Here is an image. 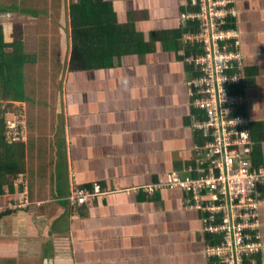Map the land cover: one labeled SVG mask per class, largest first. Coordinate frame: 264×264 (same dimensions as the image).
Listing matches in <instances>:
<instances>
[{"label":"crops","instance_id":"crops-1","mask_svg":"<svg viewBox=\"0 0 264 264\" xmlns=\"http://www.w3.org/2000/svg\"><path fill=\"white\" fill-rule=\"evenodd\" d=\"M66 5L58 11L62 19ZM112 6L142 45L125 38L108 64L58 74L62 155L51 157L31 141L28 159L23 133L22 189L5 188L0 203L14 204L23 192L26 204L0 212V264H211L205 250L214 238L205 233L202 214L185 207V193L141 189L169 171L181 178L197 173L200 138L191 124L201 114L188 92L194 76L185 62L192 51L183 41L188 25L180 22L177 0H112ZM235 12L242 63L232 89L242 104L235 113L249 119L250 158L264 167V0H236ZM34 129L29 134L38 136ZM45 136L52 137L48 126ZM93 184L107 193L83 206L69 204L72 187ZM259 220L262 249L255 257L264 264V201Z\"/></svg>","mask_w":264,"mask_h":264},{"label":"built area","instance_id":"built-area-1","mask_svg":"<svg viewBox=\"0 0 264 264\" xmlns=\"http://www.w3.org/2000/svg\"><path fill=\"white\" fill-rule=\"evenodd\" d=\"M179 4V19L188 25L183 41L201 47V53L186 58L194 71L188 82L190 105L201 114L191 124L200 138L194 157L197 173L181 178L169 171L141 189L152 194L180 188L185 193V207L202 214L204 231L214 238L205 250L211 264H260L255 256L262 249L259 207L264 201L260 189L264 167L254 166L250 158L249 119L235 113L242 105L238 93L232 91L242 78L240 34L234 25L236 0H179ZM23 133L22 118L6 122L9 141L23 140ZM14 183L22 181L18 178ZM106 193L98 184L75 186L67 200L78 207ZM10 204L0 203V212L24 207L25 193L19 192L17 202Z\"/></svg>","mask_w":264,"mask_h":264},{"label":"trees","instance_id":"trees-1","mask_svg":"<svg viewBox=\"0 0 264 264\" xmlns=\"http://www.w3.org/2000/svg\"><path fill=\"white\" fill-rule=\"evenodd\" d=\"M0 1L4 2V0ZM26 1H10V6L2 3L0 12L31 13V9L26 11L22 9L25 6L22 7L21 4ZM58 1L61 4L64 0H53L52 4L58 5ZM40 2L46 3L45 0ZM12 5L15 6L10 8ZM33 10L38 12V9L33 8ZM65 14L67 22L64 21L63 25L58 23V27L62 26L69 46V50L63 52L66 60L61 62L62 51L55 53L53 49L49 55L51 63L53 60L55 62L59 60L58 74L64 68L68 71H87L108 64L112 58L119 55L120 48L126 43V39L133 41L136 45H142L143 40L139 41L142 36L135 31L132 23L128 22L125 25L118 23L112 0H70ZM33 16L37 18L36 14ZM38 26L37 24L34 27L35 30H38ZM12 27L13 39L5 41L0 25V195L4 193L5 188L10 191H13L14 187L18 191L22 189L20 185L14 186V182L24 172L23 140L9 141L6 138V113L13 112L15 117H22L23 79L19 76L18 67L21 68L26 63L22 51V25L16 22ZM178 33L180 32H177V35ZM255 154L257 150L253 153L254 162L257 161Z\"/></svg>","mask_w":264,"mask_h":264},{"label":"rangeland","instance_id":"rangeland-1","mask_svg":"<svg viewBox=\"0 0 264 264\" xmlns=\"http://www.w3.org/2000/svg\"><path fill=\"white\" fill-rule=\"evenodd\" d=\"M10 1L13 2L14 0H4L5 3L0 1V6H2V3L10 6ZM45 1L46 3L40 2V0H27L26 3H22L21 6H25L22 9L24 11L31 9V13L0 12V25L3 29L5 41L13 39L12 26L16 22L22 25V51L26 63L21 68L18 67V71L20 78L23 79L21 84L23 99L21 107L23 110L25 108L24 120H22L25 123V125L23 124L25 126L24 138L27 136L28 139V159L35 150L31 146V141L38 142V148H46L51 157L62 155V146L59 144L60 132L57 131L58 112L56 105L59 97L56 92L59 72L57 62L59 60L56 62L53 60V63H51L49 54L53 49L55 53H61L65 48L64 30H62V26L58 27V23L63 25L64 21L67 22V19H62L61 12H58L62 3L60 4L58 1V5H53V0ZM69 2L70 0L63 1L65 8ZM13 6L15 5L10 8H13ZM33 8L38 9V12H35ZM133 8L134 6H132ZM40 10L41 12H39ZM33 13L36 14L37 18L33 16ZM56 13H59L58 17ZM37 24L39 25L38 30H35L34 27ZM21 115V118H23V111ZM5 119L6 122L11 123L17 118L13 112H7ZM34 126L38 136L29 134L28 130ZM36 126L38 129H36ZM47 126L52 135L48 140L45 136ZM20 186L22 187V184Z\"/></svg>","mask_w":264,"mask_h":264},{"label":"clouds","instance_id":"clouds-1","mask_svg":"<svg viewBox=\"0 0 264 264\" xmlns=\"http://www.w3.org/2000/svg\"><path fill=\"white\" fill-rule=\"evenodd\" d=\"M177 2H178V5H179V15H180V10H181V6H180V4H179V0H177ZM181 22V21H180ZM128 23V22H127ZM127 23H125V24H127ZM130 23V22H129ZM125 24H122V25H125ZM187 30H188V28H187ZM186 30V31H187ZM180 33L182 32V31H179ZM192 46V51H191V53L190 54H198V53H201V47L200 46H196V44H195V46L194 45H191ZM188 57V56H187ZM187 57H185V62H186V58ZM187 63V62H186ZM188 64V63H187ZM189 65V64H188ZM191 68H192V66L191 65H189ZM192 70H193V68H192ZM16 186V185H15ZM142 191H143V189H142Z\"/></svg>","mask_w":264,"mask_h":264}]
</instances>
